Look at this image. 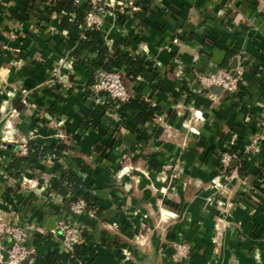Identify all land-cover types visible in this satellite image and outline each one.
Instances as JSON below:
<instances>
[{
  "label": "crops",
  "instance_id": "crops-1",
  "mask_svg": "<svg viewBox=\"0 0 264 264\" xmlns=\"http://www.w3.org/2000/svg\"><path fill=\"white\" fill-rule=\"evenodd\" d=\"M29 1L0 0V212L32 226L30 264L52 253L69 264L61 221L89 232L95 255L86 264H264V174H258L264 167V0H145L144 18L115 12L106 18L101 30L110 51L118 42L148 70L146 76L122 70L129 90L141 88L161 107L139 125L143 138L89 92L103 71L92 70L96 55L74 40V25L62 29L50 2ZM253 64L263 71L251 78ZM238 67L247 84L237 93L196 79ZM173 87L181 88L180 97ZM93 104L104 117L100 126L85 128ZM231 139L239 151H255L244 155L248 175L234 171L225 180L219 158L201 152L207 145L231 148ZM29 140L61 154L22 163L19 172L13 162ZM82 161L90 164L85 172ZM176 162L182 172L163 170ZM65 170L95 190L99 216L74 214L54 190ZM230 179L231 198L219 207L212 181L223 187ZM179 244L190 246L189 258H174Z\"/></svg>",
  "mask_w": 264,
  "mask_h": 264
},
{
  "label": "trees",
  "instance_id": "trees-1",
  "mask_svg": "<svg viewBox=\"0 0 264 264\" xmlns=\"http://www.w3.org/2000/svg\"><path fill=\"white\" fill-rule=\"evenodd\" d=\"M26 5L30 2L29 0H20ZM44 2H50L51 12L61 16L60 18V27L62 29H68L73 24L76 31L73 35L74 40L82 45L83 49L89 53L95 54V58L92 60V70L96 71H111V70H123L128 69V73L134 76H146L147 68L145 62L138 56L132 54L131 52L122 51L120 44L118 42L114 43L112 51L106 44V40L103 34V31L98 28H87L85 27L87 12L90 9L89 2L81 8L78 6V0H43ZM134 5H129V0H124V5H115L113 8L108 7L113 12L119 15L132 14L138 18H144L148 13L149 5L145 0H133ZM140 7V10H135ZM28 9V8H27ZM24 10V12L27 11ZM232 52V51H231ZM232 56V53H229L226 57V62H228L229 57ZM227 66L226 63L223 65ZM263 68L253 64L251 66V78L261 74ZM243 82L245 81L243 77ZM94 82L92 79L89 84V88ZM246 82H244V88L246 87ZM182 89L190 93V90L185 85L181 86ZM173 96L180 97L182 94L180 91L181 88H171L170 89ZM90 92V91H89ZM96 95L91 93V95ZM131 98L125 103H119L117 100L111 98L106 92L99 93L98 97H103V106L106 109H115L118 112V123L125 126L129 131L136 133L138 138H143V133L139 128L140 124H146L149 121L155 119L161 107L158 104L151 102V100H146L141 94V88L137 93L131 92ZM242 95V94H241ZM63 97L57 96V101L63 100ZM242 110L246 112L245 106H242ZM104 114L97 109L96 105L93 104L88 115L82 121V125L85 128H92L95 126H100ZM28 152L27 154H21L18 152V155L14 159L13 166L21 171V164L27 163L29 165L38 164L44 157L48 155H55L59 157L61 152L57 149H54L53 146H48L42 144L37 140H29L27 142ZM230 151L232 153H239L237 144H234ZM238 159L236 162V167L241 176L248 175L250 173V165L246 158L243 155L238 154ZM219 164L221 165V156H219ZM90 164L82 161L80 164V171L85 172L89 169ZM151 168H157L158 164H150ZM233 167H228L227 170H233ZM54 190L61 194L64 197V200L68 207L80 199H83L87 206V211H92L93 216H99L101 214L102 207L99 206L98 198L94 193V189L84 181L79 174L71 173L68 170H65L62 178L57 180L54 183ZM83 241L75 245V250L68 253V262L69 264H86V257L88 255H95L92 249L87 245V239L89 238V232L83 230L82 232ZM37 243H40V239H36ZM62 256L58 253H52L49 256H43L36 259L32 264H60Z\"/></svg>",
  "mask_w": 264,
  "mask_h": 264
},
{
  "label": "built area",
  "instance_id": "built-area-1",
  "mask_svg": "<svg viewBox=\"0 0 264 264\" xmlns=\"http://www.w3.org/2000/svg\"><path fill=\"white\" fill-rule=\"evenodd\" d=\"M99 1L102 2V0ZM100 2L98 0H89V4L92 7L87 12L85 27L101 29L106 17L114 13L108 7L124 5V0H108L109 3L105 4L104 7L103 3ZM129 5H134L133 0H129ZM134 8L136 9V7ZM121 72V70L117 69L103 71L102 75L90 87L93 93L98 95L101 92H106L119 103L129 101L132 96L131 91L124 82ZM243 74L244 70L241 67L236 69L218 68L208 74L200 73L196 79L202 87L219 86L229 93H237L245 82L242 81ZM17 113V109H12V115ZM19 152L24 155L27 154V142L20 146ZM238 156V153L227 151L221 158L222 166H226V169L230 166L233 167L232 164L238 159ZM234 171H238L236 166ZM86 206V202L80 199L72 205L71 210L74 214L89 213L93 215L92 211H87ZM58 229L63 236V242L68 253L74 251L75 245L83 241L82 232L85 230L83 227L61 221ZM32 231V226L13 222L4 212H0V264H25L30 256H35L36 246L29 244ZM190 253L191 248L188 244H179L174 253V258L187 259Z\"/></svg>",
  "mask_w": 264,
  "mask_h": 264
},
{
  "label": "rangeland",
  "instance_id": "rangeland-1",
  "mask_svg": "<svg viewBox=\"0 0 264 264\" xmlns=\"http://www.w3.org/2000/svg\"><path fill=\"white\" fill-rule=\"evenodd\" d=\"M91 2V1H90ZM98 2H100L99 0H98ZM100 3H103V7L105 6V4H108L109 2H108V0H102V2H100ZM92 7V5H90V8ZM108 16H110V15H108ZM107 16V17H108ZM106 17V18H107ZM121 74H122V78H123V80H124V82L126 83V85H127V79H126V75L125 74H123L122 72H121ZM99 77H97V79H98ZM96 81V78L94 79V82ZM93 82V83H94ZM92 83V84H93ZM89 87V86H88ZM91 87V86H90ZM127 87H128V85H127ZM88 90L90 91V93H93V91L91 90V88H88ZM89 93V92H88ZM262 112H264V110L262 111ZM259 116H260V118H262V121H264V115H263V113H260L259 114ZM234 144H236V142H234L232 139H231V145L233 146ZM208 147V148H207ZM207 147L206 148H203V150H202V152H201V150H200V152L201 153H206V154H209V155H215L216 156V158H219V156H221V158L223 157V154L224 153H226L227 151H230V148H225V149H219V150H213V149H209L210 147H209V145H207ZM238 149H239V147H238ZM253 151H255V149H249V150H241L240 149V151H239V153L238 154H240L241 153V155H245V154H247V155H252L253 154ZM245 158V157H244ZM219 166V170H218V175H221L222 177H223V179H225V180H227V178L226 177H230L231 175H232V173L234 172V169L233 170H227L226 169V166H222V167H220L221 165L219 164L218 165ZM163 167V170L164 171H168V172H170L171 174H173V175H176V174H178V173H180V172H182V170H183V165H182V163L180 162H176V163H170V164H166V165H164V166H162ZM234 168V167H233ZM264 167H262L261 168V170H260V172H258V174H264ZM239 173V172H238ZM234 179H236L237 180V178H236V176H235V178ZM234 179H230V180H228L226 183H224V186L223 187H219L218 186V183H215V182H213L212 181V188L213 189H215L216 190V194H215V196H216V199H215V201H216V204L219 206V207H223V208H226L227 207V204H228V200L231 198V195H230V192H229V190H230V187H229V185H230V183L234 180ZM192 252V251H191ZM175 253V252H174ZM190 255H191V253L189 254V256H188V258L190 257Z\"/></svg>",
  "mask_w": 264,
  "mask_h": 264
},
{
  "label": "water",
  "instance_id": "water-1",
  "mask_svg": "<svg viewBox=\"0 0 264 264\" xmlns=\"http://www.w3.org/2000/svg\"><path fill=\"white\" fill-rule=\"evenodd\" d=\"M232 166L235 167L236 166V162H233ZM32 257H33V255L29 257V259L25 262V264H29V262H30Z\"/></svg>",
  "mask_w": 264,
  "mask_h": 264
}]
</instances>
